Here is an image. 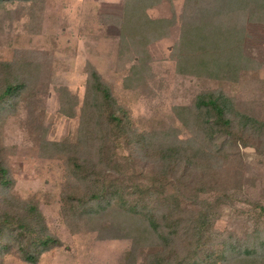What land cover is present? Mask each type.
<instances>
[{"label":"trees","instance_id":"1","mask_svg":"<svg viewBox=\"0 0 264 264\" xmlns=\"http://www.w3.org/2000/svg\"><path fill=\"white\" fill-rule=\"evenodd\" d=\"M36 1L0 0V14L16 2ZM176 1L183 2V13L171 57L179 75L235 84L256 69L246 40L250 27H264V0H124L120 54L130 57L135 76L127 83L144 80L149 47L168 38L175 25L174 17L153 18L150 11ZM40 66L26 57L0 59V129L31 95V72ZM87 74L77 140L39 145L40 157L63 165L61 213L73 232L110 224L113 239H131L129 256L136 258L141 250L146 264H264V232L249 236L243 246L227 241L209 249V202L176 169L179 164L221 169L243 148L264 154V115L244 112L225 92L208 90L191 105L173 108L179 126L139 128L98 71L88 66ZM62 92L67 100H60L61 111L74 117L78 103ZM6 150L0 135V264L12 254L25 264H39L61 242L49 233L38 202L15 194Z\"/></svg>","mask_w":264,"mask_h":264},{"label":"rangeland","instance_id":"2","mask_svg":"<svg viewBox=\"0 0 264 264\" xmlns=\"http://www.w3.org/2000/svg\"><path fill=\"white\" fill-rule=\"evenodd\" d=\"M123 4L124 0H37L16 2L0 14V59L26 57L41 65L31 72V95H26L17 113L0 129L7 149L3 158L15 180V194L38 202L49 233L61 242L45 253L39 264H146L140 248L136 258L129 256L131 239H113L116 231L110 224L73 232L61 213L63 165L39 156L42 140H77L88 66L112 87L119 104L130 110L139 128L151 123L179 126L173 108L191 105L199 93L208 90L225 92L244 112L264 115V27L249 28L246 49L258 65L244 72L237 83L181 76L171 56L180 37L183 2L165 3L150 15L174 17L175 25L168 38L149 47L150 69L143 81L132 84L127 83L130 76L135 77L130 74V57L120 54L118 22ZM62 90L78 103L74 117L61 111L60 100H67L62 98ZM176 169L209 202L205 227L209 249L222 248L227 241L243 246L249 236L264 232L260 209L264 208V154L243 148L234 163L221 169L183 164ZM183 207L199 208L192 204ZM4 264L25 263L12 254Z\"/></svg>","mask_w":264,"mask_h":264}]
</instances>
